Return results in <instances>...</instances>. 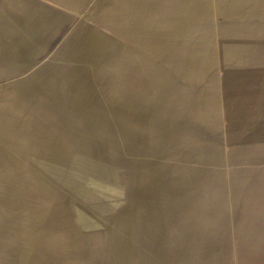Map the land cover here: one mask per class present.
Here are the masks:
<instances>
[{"label": "rangeland", "instance_id": "rangeland-1", "mask_svg": "<svg viewBox=\"0 0 264 264\" xmlns=\"http://www.w3.org/2000/svg\"><path fill=\"white\" fill-rule=\"evenodd\" d=\"M106 1L0 0V264H264V0Z\"/></svg>", "mask_w": 264, "mask_h": 264}, {"label": "bare ground", "instance_id": "bare-ground-1", "mask_svg": "<svg viewBox=\"0 0 264 264\" xmlns=\"http://www.w3.org/2000/svg\"><path fill=\"white\" fill-rule=\"evenodd\" d=\"M107 1L105 0V5H102V7H106L108 6V4L106 3ZM101 7V8H102ZM100 8V9H101ZM23 11L25 12V15L26 16V19L24 20V18L22 19L23 17V14L22 16L16 18V22L14 21L13 24L16 25H19L20 26V31H15L16 33H20V38L19 40L16 41V43L18 44V46L21 48L23 45V41H28L30 40V42H32V40H35L36 39V18H33L32 20L28 19V17H30V14L33 12H30V9L28 8H23ZM8 30H10L11 28H7ZM85 28L81 29L80 31L77 32V37H76V44L79 46V47H82L83 50L86 51H90V53L93 54V49H91L90 47V39L87 38V34H86V31L84 30ZM7 31V36L8 37H12V34L10 31ZM6 31H3V34L6 32ZM18 39V38H17ZM0 56H3L2 53ZM95 63V59L93 60V62L91 63V65L87 68L85 67V70H86V73L88 76H90V78H93V82H92V86H91V90L92 91H97L98 93L100 92H104V88H103V85L101 84L102 82V73L100 74H97V71H96V65L94 64ZM100 84V85H99ZM36 94V91H34V95ZM148 142V139L145 140V148L148 146L147 144ZM152 161L150 162H147V163H151ZM145 164V156L142 157V160L137 163L136 165V186L138 187L139 189V193L143 194L144 193V188L141 187V180H142V170L141 168L143 167V165ZM145 194V193H144Z\"/></svg>", "mask_w": 264, "mask_h": 264}, {"label": "crops", "instance_id": "crops-1", "mask_svg": "<svg viewBox=\"0 0 264 264\" xmlns=\"http://www.w3.org/2000/svg\"><path fill=\"white\" fill-rule=\"evenodd\" d=\"M0 263H1V261H0Z\"/></svg>", "mask_w": 264, "mask_h": 264}]
</instances>
